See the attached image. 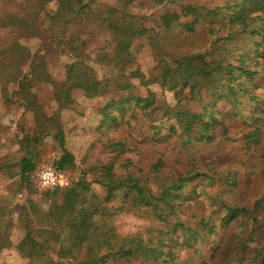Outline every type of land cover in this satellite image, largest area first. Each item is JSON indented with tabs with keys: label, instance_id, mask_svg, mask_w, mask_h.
Here are the masks:
<instances>
[{
	"label": "trees",
	"instance_id": "1",
	"mask_svg": "<svg viewBox=\"0 0 264 264\" xmlns=\"http://www.w3.org/2000/svg\"><path fill=\"white\" fill-rule=\"evenodd\" d=\"M34 1L36 5L32 8H15L7 3L0 5V83L5 87L14 82L18 84L19 92L26 88L29 78L22 73V68L30 62L34 73L41 63L40 52L38 50L31 54L19 40L23 34L39 35L41 50L56 43L60 51L72 58L66 66V81L63 82L66 87L57 92L58 100L66 106L75 101L77 90L86 96L127 91L119 101L114 99L100 110L104 122L116 120L115 116H109L106 112L109 107L114 106L123 113L126 111L124 104L135 102L147 109V115L156 110L172 115L174 111L180 133L185 136L184 144L213 140L217 130H221L223 136H228L230 127L240 119L243 127L239 128L242 131L239 139L245 141L249 150L260 143L264 130V98H260L257 89L264 74L256 66L260 64V57H264V0H227L225 4L214 6L200 4L198 0H138L140 6L147 8L164 3L177 4L178 8L168 9L160 16V25L167 31H180L190 41L179 47L172 44L174 49L165 53H162L165 39L159 38L160 34L150 32L143 19L130 10L129 3L133 0H117L115 6L108 7L100 14L92 10L96 0ZM50 1L56 3L51 15L44 10ZM90 19L98 22L110 37V43L101 47L96 57L101 67L112 74L108 78L99 79L98 71L85 56L86 41L81 33H92ZM59 22L62 30L57 33L54 26ZM200 24L205 25L212 39L205 51L192 52L196 47L195 41H198L199 29H202ZM14 28L23 31L14 36L5 35L6 31ZM240 39L243 42H239ZM253 39L258 58L252 57L250 50L243 52L249 40ZM145 45L152 46L158 56L154 68L158 73H153L150 80L146 79L137 63L138 55ZM133 77H140L144 83L158 80L168 89L175 90L177 104L174 108H169L164 102L154 106L153 94L144 97L131 95L134 85L130 79ZM113 79L116 84H112ZM245 103L254 104L249 119L242 113ZM170 130L176 131V127L172 125ZM153 131L155 134L160 132L157 127H153ZM55 137L63 154L51 164L65 171L75 164L74 155L66 148L61 131ZM106 147L110 148V152L125 156L122 168L127 173L121 179L118 178L114 163L109 162L99 168L105 170V177L95 181L107 187L111 195L115 189L124 190L120 197V209H147L161 222L162 229H167L166 233H170L172 242L166 243L159 239L150 247L136 234L121 237L119 242H114L111 236L97 238L99 228L94 217L103 218L109 212H98L99 205L89 194V182L81 178L75 182L72 180L67 187H55L52 192L48 191L47 200L52 201L45 213L30 200L25 211L22 208L26 233L18 244V250L30 261L41 259L42 264H106L109 261L133 264L134 258L139 256V264H175L177 260L173 250L176 245L192 246L200 238L203 247L198 259L190 257L184 259L182 264H209L213 246L208 235L217 233L218 238L236 217L244 216L258 226L251 228L247 240L239 239L236 263L245 264L249 260L264 264V230L256 215L258 210L264 209V197L257 200L252 208L240 207L235 201L228 203L224 199L225 194L236 193L240 186L237 172L228 171L230 174H225L226 170H213L207 168L209 164L183 159H178L165 172L162 168L167 163L163 157L155 158L147 167L125 139L116 138ZM135 156V160H131ZM35 168L36 164L29 158L21 160L20 185L35 183L31 178ZM149 173H153V180ZM198 176L207 178L213 187L222 185L228 189L209 196L212 219L207 216L198 218L194 207H191L196 197L191 198L190 194L184 192L188 183ZM148 179L155 186L157 184L156 188L148 186ZM56 194L60 197L50 198ZM220 211L223 214L219 229L216 230L213 222ZM4 214L0 211L2 223ZM5 232V228L0 229V250L11 245Z\"/></svg>",
	"mask_w": 264,
	"mask_h": 264
},
{
	"label": "rangeland",
	"instance_id": "2",
	"mask_svg": "<svg viewBox=\"0 0 264 264\" xmlns=\"http://www.w3.org/2000/svg\"><path fill=\"white\" fill-rule=\"evenodd\" d=\"M85 1L89 2V0ZM198 1L200 4L214 6L225 4L227 0ZM137 2L138 0L131 1L129 8L143 19L150 32L160 34L159 38L165 39L162 42V53L170 52L173 48L172 44L179 47L180 44L190 41L186 35L180 34V31H167L160 25V16L168 9L178 8L177 4L164 3V5L147 8L140 6ZM4 3L22 9L32 8L36 5L34 0H0V5ZM116 3L117 0H96L92 5V10L100 14L108 7L115 6ZM55 9L56 3L54 1L46 3L44 7L49 15ZM48 19L47 15L49 26ZM90 24L89 28H93L92 33L89 35L81 33L86 41L85 56L98 71L99 79L108 78L112 74L110 75V71L101 67L96 57L100 48L104 47L106 43H110L109 34L98 22L90 19ZM54 27L57 33L62 30L60 22L59 24L56 23ZM200 27L202 29H199L198 41H195L196 47L192 52H203L210 46L212 38L208 36L205 25L200 24ZM73 30H75V26ZM21 31L23 29L14 28L11 31H6L5 35L14 36ZM77 32L80 33L81 31ZM239 42L243 41L240 39ZM19 43L27 47L31 54L39 50L41 63L33 71L34 73L31 71L30 62L23 66L22 73L29 78V81L26 82V88L22 92L18 91L19 86L14 82H10L6 87L0 83V211L2 214L5 213L2 219L4 223L0 221V229H6L5 233L8 242L11 244L9 247L0 250V264L43 263L41 259L30 261L18 250V244L26 233L23 225L24 214L21 215V212L23 209L25 211L30 200L34 204H38L41 212L45 213L49 202L52 201L51 199L47 200L46 194L48 191L52 192L55 187L50 189L40 187L36 182V174L43 164L51 163L63 154L55 137L58 131L63 133L66 148L74 155L75 164L65 170L71 181L75 182L81 178L88 181L89 194L93 195L95 204L99 205L98 212L103 210L109 212L103 218L94 217L99 228L96 237L99 239L111 236L114 242H119L121 237H132L136 234L144 244L150 247L159 239L166 243L172 242L170 233H166L167 229H162L161 222L147 209H120L122 206L120 197L124 194V190L115 189L111 195L107 187L95 181L105 177V170L99 168L109 162L114 163V172L118 178L121 179L127 173L122 168L125 156H119L117 152H110V148L106 147L116 138L125 139L127 145L133 148L134 154H138L141 162L147 167L155 158L163 157L167 163L162 168L165 172L170 170L178 159L195 161L198 164H209L206 165L207 168L226 170L224 171L225 174H230L228 171L237 172L240 186L236 193L224 195V199L228 203L235 201L240 207L252 208L257 200L264 197V130L260 143L250 150L245 141L239 139L242 134L239 128L243 127L241 119L230 127L228 136H223L221 130H217V136L213 140L191 141L184 144L185 136L180 133V125L174 116V111H172V115L164 114L161 110H156L147 115V109L138 106L135 102L128 105L124 104L126 111L123 113L114 106L109 107L106 112L109 113V116H115L116 120L115 122H104L100 110L114 99L119 101L127 91L86 96L84 92L77 90L75 91V101L66 106L58 100L57 92L66 87L63 82L66 81V66L71 62V56L60 51L58 46H55L56 43H52L41 50L39 35L28 36L23 34ZM253 43L254 39L253 41L249 40L248 47L244 48L243 52L250 50V55L258 58L259 55L254 51L256 47ZM105 51L107 52V50ZM157 61L158 56L153 47L150 45L143 46L138 55L137 63L147 80H150L153 73L157 75L158 71L154 70ZM259 61L260 64L256 68L264 74V57H260ZM130 82L134 85L130 92L131 95L144 97L153 94L154 106L164 102L169 108H174L177 104L175 90L168 89L158 80L144 83L140 77H133ZM112 84H116L115 79L112 80ZM257 91L260 98H264V79L259 83ZM245 105L242 106L244 108L242 113L249 119L254 104L245 103ZM120 125L122 127L118 128ZM172 125L176 127V131L170 130ZM153 127H157L160 132L155 134ZM26 157L36 164L35 170L31 173V178L35 182L33 185L32 183L20 185L21 160ZM135 158L136 156L132 157L131 160H135ZM153 176V173H149L152 180ZM148 180V186L156 188L157 184L155 183V186L153 182H150V179ZM224 189L228 191L222 185L213 187L207 178L198 176L194 181L188 183L184 192L190 194L191 198L196 197L195 201L191 203V207H194L198 218L207 216V218L212 219L208 198ZM58 197L60 196L56 194L50 198ZM260 211L258 210L256 215L258 216V223L262 225L264 230V209ZM222 214L223 211H220L217 215L218 218L213 222L216 230L219 229ZM39 216L42 217L43 215ZM251 216L254 215L251 214ZM190 220L193 221L194 219ZM253 224L252 219L240 216L236 217L226 232H223L218 238L217 233L208 235L210 237L209 242L213 246L211 249L213 255L209 259V264H237L238 241L249 238L251 228L258 226ZM202 247V239L200 238L193 242L192 246L176 245L173 250L177 260L175 264H182L184 259L190 257L195 260L198 259ZM138 260L139 256H136L133 264H139ZM244 263L263 264L249 260ZM106 264L117 263L109 261Z\"/></svg>",
	"mask_w": 264,
	"mask_h": 264
},
{
	"label": "built area",
	"instance_id": "3",
	"mask_svg": "<svg viewBox=\"0 0 264 264\" xmlns=\"http://www.w3.org/2000/svg\"><path fill=\"white\" fill-rule=\"evenodd\" d=\"M36 182L42 188L67 187L71 184V178L67 172L48 163L38 169Z\"/></svg>",
	"mask_w": 264,
	"mask_h": 264
}]
</instances>
